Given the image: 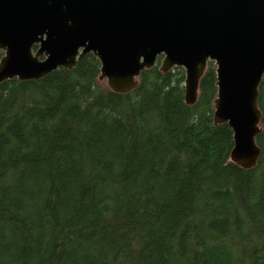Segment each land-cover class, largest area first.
Wrapping results in <instances>:
<instances>
[{
  "label": "trees",
  "instance_id": "16d2710c",
  "mask_svg": "<svg viewBox=\"0 0 264 264\" xmlns=\"http://www.w3.org/2000/svg\"><path fill=\"white\" fill-rule=\"evenodd\" d=\"M161 64L128 95L93 54L0 85V264H264V77L245 170L214 125L215 64L192 107Z\"/></svg>",
  "mask_w": 264,
  "mask_h": 264
},
{
  "label": "water",
  "instance_id": "95a60500",
  "mask_svg": "<svg viewBox=\"0 0 264 264\" xmlns=\"http://www.w3.org/2000/svg\"><path fill=\"white\" fill-rule=\"evenodd\" d=\"M0 52V85L71 71L93 54L100 81L119 95L161 58L163 73L185 70L190 107L212 62L213 120L234 134L231 161L250 170L260 160L264 0H0Z\"/></svg>",
  "mask_w": 264,
  "mask_h": 264
},
{
  "label": "rangeland",
  "instance_id": "374dc122",
  "mask_svg": "<svg viewBox=\"0 0 264 264\" xmlns=\"http://www.w3.org/2000/svg\"><path fill=\"white\" fill-rule=\"evenodd\" d=\"M106 82V81H105ZM106 84V86H107V83H105Z\"/></svg>",
  "mask_w": 264,
  "mask_h": 264
}]
</instances>
